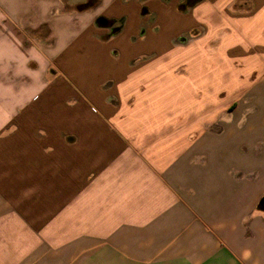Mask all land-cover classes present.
I'll return each mask as SVG.
<instances>
[{
  "label": "crops",
  "instance_id": "crops-1",
  "mask_svg": "<svg viewBox=\"0 0 264 264\" xmlns=\"http://www.w3.org/2000/svg\"><path fill=\"white\" fill-rule=\"evenodd\" d=\"M263 83L264 0H0V264H264Z\"/></svg>",
  "mask_w": 264,
  "mask_h": 264
},
{
  "label": "rangeland",
  "instance_id": "rangeland-1",
  "mask_svg": "<svg viewBox=\"0 0 264 264\" xmlns=\"http://www.w3.org/2000/svg\"><path fill=\"white\" fill-rule=\"evenodd\" d=\"M169 37L165 36V40H168ZM179 39L180 36H176L173 38V40L175 39ZM165 46H168L167 43H165ZM208 69V68H206ZM203 73H208V70H205ZM193 76V75H190ZM259 102L256 104V108L257 109V116L256 118H254V124L258 125L259 127L264 126V83L261 86V92L259 93Z\"/></svg>",
  "mask_w": 264,
  "mask_h": 264
},
{
  "label": "flooded vegetation",
  "instance_id": "flooded-vegetation-1",
  "mask_svg": "<svg viewBox=\"0 0 264 264\" xmlns=\"http://www.w3.org/2000/svg\"><path fill=\"white\" fill-rule=\"evenodd\" d=\"M180 1H181V7L186 10L189 6L193 5L197 0H180ZM145 11L150 14L149 22L152 23L155 19V15L151 14L147 9H145ZM112 21L113 20H105L104 22L108 24L109 23L112 24ZM190 34L192 35V32Z\"/></svg>",
  "mask_w": 264,
  "mask_h": 264
}]
</instances>
